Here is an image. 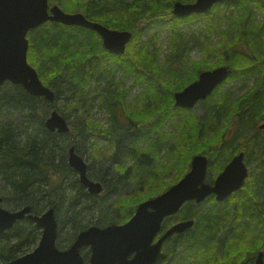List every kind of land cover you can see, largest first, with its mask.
<instances>
[{
    "label": "trees",
    "instance_id": "1",
    "mask_svg": "<svg viewBox=\"0 0 264 264\" xmlns=\"http://www.w3.org/2000/svg\"><path fill=\"white\" fill-rule=\"evenodd\" d=\"M195 1H50L111 29L133 32L123 54L109 52L96 31L82 26L50 21L29 32L28 61L55 91L56 99L51 103L9 82L2 87L0 196L3 206L11 210L30 205L41 214L55 208L59 248L71 246L77 234L92 225L126 223L141 202L176 184L189 171L195 155L205 154L210 170L220 172L236 151L244 149L248 162L259 156L260 175L230 201L219 203L212 196L204 208L186 203L177 215L166 218L163 230L179 220L195 219V225L170 237L156 264H255L253 258L264 249V130L258 127L264 122V0H224L207 12L173 13L176 2ZM200 20L202 32L208 29V34L193 38L191 44L180 26ZM162 25L172 30L170 52L163 60L158 58L160 48L152 51L149 41L140 40L150 27ZM211 35L217 40L210 41ZM195 45L205 54L199 62L202 67L189 56ZM222 66L233 73L200 102L204 114L198 116L193 109L176 105L177 92L201 72ZM256 73L255 84L245 94L232 98L223 92L225 83ZM131 77L133 85H142L143 90L128 102L126 80ZM60 101L66 117L68 110L86 112L97 106L108 114L107 125L85 117L82 127L69 121V133L49 131L46 119L52 109H61ZM166 125L174 128L173 135L163 130ZM86 139L96 147V163L103 165L109 155L114 156L113 174L132 180L135 191L115 197L109 189V170L95 166L94 160H87L88 175L101 181L105 190L101 195L87 191L68 162L72 145L84 156ZM126 139L129 152L119 161L116 156ZM104 140L108 143L101 151ZM62 216L70 224L65 237ZM41 234L27 217L1 232L0 264L34 249Z\"/></svg>",
    "mask_w": 264,
    "mask_h": 264
},
{
    "label": "water",
    "instance_id": "2",
    "mask_svg": "<svg viewBox=\"0 0 264 264\" xmlns=\"http://www.w3.org/2000/svg\"><path fill=\"white\" fill-rule=\"evenodd\" d=\"M223 0H196L192 3L176 2L173 13L185 16L208 11ZM59 22L69 26H82L96 31L105 48L113 54H123L133 32L111 29L100 22L88 19L80 12H66L58 4L50 6V0H0V92L6 82L21 85L28 93L44 97L53 103L55 91L44 84L35 67L28 61L30 42L28 34L46 22ZM232 69L218 67L200 73L198 80L175 94L176 105L193 108L207 97L229 76ZM51 132L69 133L68 120L54 109L46 119ZM264 129V124L260 125ZM69 165L79 174L80 182L93 195H100L103 184L88 176V163L72 145L69 148ZM209 158L197 154L192 158L190 170L176 184L160 195L141 202L134 215L123 224L104 227L92 225L77 234L72 245L60 249L57 245L58 219L55 208L41 214L32 212L28 205L19 210H9L2 205L0 196V233L14 227L25 217L41 229L38 245L31 251L11 260L9 264H156L164 242L175 234L191 229L194 219L181 220L161 233L164 220L177 214L189 201L203 202L214 194L224 201L244 186L248 176L245 153L234 156L217 176L214 184L206 181ZM88 248V260L83 254ZM256 264H264V252L256 257Z\"/></svg>",
    "mask_w": 264,
    "mask_h": 264
},
{
    "label": "rangeland",
    "instance_id": "3",
    "mask_svg": "<svg viewBox=\"0 0 264 264\" xmlns=\"http://www.w3.org/2000/svg\"><path fill=\"white\" fill-rule=\"evenodd\" d=\"M223 6V5H222ZM258 18L261 19L262 16L260 14L259 11V15ZM202 20L200 21H196V22H190V23H184L180 26V31L184 34L185 38L187 37H191L189 39L191 40V44L194 43V39L197 38H202V35H207L208 34V29H205V32L203 33V28H202ZM223 27L226 26V23H224L222 25ZM172 30L170 27L167 26H158V27H150L145 34L143 35V37L140 39L142 43L145 44L146 41H149V45H150V50L154 51L155 49L160 48V52L158 55V58L163 60L166 55L170 52L169 50V41H170V36H171ZM211 38H209V40H213V42L215 40H217V36H210ZM194 38V39H193ZM204 52L201 50L200 47H198V45H195L194 47L190 48L189 50V56L191 57V59L198 63V67H202L199 62H203L204 60V56L205 54H203ZM212 60V56L210 57ZM215 61V60H214ZM260 74V73H259ZM118 79H122V70H120L118 73ZM259 75L256 73L254 76L248 77L246 79H238V80H233V81H229L227 83H225L223 85V92L229 94L232 98H237L243 94H245L246 92H248L253 85L255 84L256 78ZM134 77H131L129 79L126 80V85L129 88V95L127 97V101L129 102L134 96H136L137 94H139L142 90H143V86L142 85H136L134 86ZM60 105V110L59 112L61 113H65L64 108L65 105L63 104V102H59ZM89 111L83 112L82 110H76L75 112L68 110V113H66V115H68L67 120L68 122H75L76 125L78 127H82L84 125V120L85 117L89 120V119H93V120H99L101 122H103L105 124V126L107 125V120L106 118L108 117V114H106V112L104 110H100L97 106L96 107H91L88 109ZM193 110L195 111V113L198 116H201L202 114H204L205 109H204V105L202 103H199L196 105V107L193 108ZM53 111V109L51 110V112ZM50 112V114H51ZM49 114V115H50ZM70 115V116H69ZM84 119V120H83ZM70 124V122H69ZM163 130L167 133H171V135L174 134V128H172L171 125H166ZM173 132V133H172ZM168 138V137H167ZM92 141L93 140H89L86 139L83 143V148H84V157L86 160L92 161L95 166H104L106 169L109 170V174L108 177L110 178V185H109V189L111 191H113L115 197L118 195H127L129 193H132L133 191H135L137 185L129 179H126V177H119L114 175L113 173V164L112 162L114 161L113 157L109 155V157L105 160H103V165L98 162V164L96 163L97 161L93 158V154L94 152H96V147H94V145H92ZM168 141L171 143L172 138H169ZM108 141L104 140L103 141V147L101 148V151H104L106 149V145H107ZM129 140L126 139L124 140V143L122 145V151L120 153H118V156H116L117 160H121L123 158V156L129 152ZM112 157V158H111ZM106 162V163H105ZM148 163L150 164V166H153L154 162L153 161H148ZM218 163L215 164V166H217ZM104 168V169H105ZM217 172V169H215L214 171L209 170V174L208 177L214 176V174ZM201 207H206L205 202L201 203ZM200 207V208H201ZM5 208H7L5 206ZM8 209V208H7ZM11 210V209H10ZM17 210V209H16ZM14 211V210H13ZM62 221H64V231H63V236H67V232L69 230V226L70 224L68 223V218L66 216H62L61 218ZM15 226V225H14ZM59 227V224H58ZM88 249H84L83 250V254L86 255V251ZM264 250V249H263Z\"/></svg>",
    "mask_w": 264,
    "mask_h": 264
},
{
    "label": "flooded vegetation",
    "instance_id": "4",
    "mask_svg": "<svg viewBox=\"0 0 264 264\" xmlns=\"http://www.w3.org/2000/svg\"><path fill=\"white\" fill-rule=\"evenodd\" d=\"M262 123V122H261ZM260 123V124H261ZM260 124H258V127H259V129H260ZM260 130H264V129H260ZM241 152H244L245 153V163H246V165H247V167H248V176H247V178H246V180H245V184H244V186L243 187H241L240 189H238L237 191H235V192H233L232 194H231V196L225 201V202H227V201H230L231 200V198H233L237 193H241V191L243 190V189H247L248 188V184L250 183V181L252 180V178L254 179V177H257L258 176V174L260 175V171H261V169H259L258 168V166H259V163L261 162V161H259L256 157H259V156H255V160H253L252 158L250 159V162H248L247 161V152H245V150L243 149V150H238V152L236 151L235 152V154L232 156V158L234 157V156H236V155H238L239 153H241ZM232 158L230 159V161L232 160ZM229 161V162H230ZM228 162V163H229ZM227 163V164H228ZM226 164V165H227ZM225 165V166H226ZM224 169V168H223ZM223 170H221L220 172H218V170H217V172L214 174V176H211V177H208V174H207V176H206V181L207 182H210V183H212V184H214V182H215V180H216V178H217V176L222 172ZM104 185V184H103ZM104 188H105V185H104ZM211 196H213V199L216 201V196L213 194V195H211ZM211 196L210 197H208L204 202H206L209 198H211ZM224 203V202H223ZM254 259V263L256 264V257L255 258H253Z\"/></svg>",
    "mask_w": 264,
    "mask_h": 264
}]
</instances>
